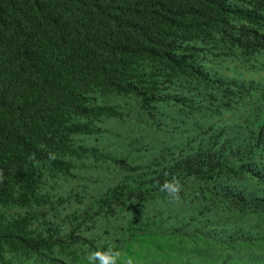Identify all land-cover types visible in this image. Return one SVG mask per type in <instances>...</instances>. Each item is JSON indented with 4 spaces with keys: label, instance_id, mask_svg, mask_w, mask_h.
Here are the masks:
<instances>
[{
    "label": "trees",
    "instance_id": "16d2710c",
    "mask_svg": "<svg viewBox=\"0 0 264 264\" xmlns=\"http://www.w3.org/2000/svg\"><path fill=\"white\" fill-rule=\"evenodd\" d=\"M261 74L264 0H0V264H264Z\"/></svg>",
    "mask_w": 264,
    "mask_h": 264
},
{
    "label": "clouds",
    "instance_id": "9594fccd",
    "mask_svg": "<svg viewBox=\"0 0 264 264\" xmlns=\"http://www.w3.org/2000/svg\"><path fill=\"white\" fill-rule=\"evenodd\" d=\"M183 185L176 177L171 180H165L160 185V191L167 193L173 201H179L181 198V191ZM122 258L121 251L117 250L114 246L105 248H97L90 250L83 258V264H119ZM124 264H134V260L128 257L124 260Z\"/></svg>",
    "mask_w": 264,
    "mask_h": 264
},
{
    "label": "rangeland",
    "instance_id": "374dc122",
    "mask_svg": "<svg viewBox=\"0 0 264 264\" xmlns=\"http://www.w3.org/2000/svg\"><path fill=\"white\" fill-rule=\"evenodd\" d=\"M260 77H261V78H264V74H261Z\"/></svg>",
    "mask_w": 264,
    "mask_h": 264
}]
</instances>
